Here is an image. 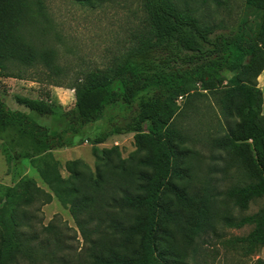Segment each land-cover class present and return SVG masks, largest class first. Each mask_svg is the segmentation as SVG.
<instances>
[{"label": "trees", "instance_id": "trees-1", "mask_svg": "<svg viewBox=\"0 0 264 264\" xmlns=\"http://www.w3.org/2000/svg\"><path fill=\"white\" fill-rule=\"evenodd\" d=\"M245 5L251 17L224 25L200 14L193 0H143L147 29L136 45L108 66L71 80L78 127L50 101L15 95L30 111L65 118L66 127L50 132L27 112L10 108L0 90L4 155L29 159L50 189L29 176L7 187L0 198V264H200L199 251L218 237L226 254L241 250L253 256L264 247V208L221 216L205 189L172 182L189 176L179 166L184 134L175 119L192 98L211 93L225 104L221 110L229 122L214 146L244 178L227 189L226 201L244 210L264 197V94L258 83L264 71V0ZM34 10L32 0H0V79L13 76L11 63L55 68L32 38ZM110 111L127 112L125 123L109 117V129L65 140L66 133L77 135ZM234 115L240 121L232 124ZM129 132L147 151L141 158L122 159L118 146L98 147ZM86 141L93 145L97 171L74 160L70 176L63 177L53 150ZM55 197L69 209L83 239L78 253L69 243V227L44 224L42 207ZM220 219L233 228L254 226L253 237L223 238L217 234Z\"/></svg>", "mask_w": 264, "mask_h": 264}, {"label": "rangeland", "instance_id": "rangeland-1", "mask_svg": "<svg viewBox=\"0 0 264 264\" xmlns=\"http://www.w3.org/2000/svg\"><path fill=\"white\" fill-rule=\"evenodd\" d=\"M36 19L30 27L32 38L38 49L49 53L55 68L40 65L26 69L18 63H11L9 73L12 77L0 79V90L4 100L12 109L27 112L40 125L50 132L62 130L68 123L79 126L76 113L75 92L71 80L75 75L93 68H104L123 56L142 37L147 29L143 0H32ZM199 5L200 14L217 24L233 25L244 16L251 17L245 0H193ZM229 77L232 74L229 73ZM258 83L264 94V72ZM259 76V77H260ZM60 85V86H56ZM22 95L31 99L50 101L59 111L67 113L64 117L42 116L19 105L14 96ZM182 106L184 99L178 101ZM225 104L219 103L214 94L197 95L187 106H183L175 119V127L183 134L179 146L180 169L187 175L184 179H173L176 185L203 188L211 200H216L220 214L233 217L252 215L264 208V197L250 202L248 209L234 208L226 201L227 189L243 182L242 169L228 160L225 152L214 146V139L224 134L228 120L222 114ZM127 112L110 111L105 118L84 126L79 134L73 132L64 135L65 140L73 137L79 141L111 126L109 117L117 124L125 123ZM264 115V105H263ZM240 119L234 115L230 123ZM118 146L122 159L141 158L147 151L136 142L135 133L116 134L99 148ZM93 145L88 141L74 147H62L53 150V155L60 163L61 175L70 176L69 163L80 160L97 171L96 159L92 154ZM191 174L192 178L190 177ZM33 177L39 186L50 191L38 170L29 159L9 160L2 151L0 139V198L7 187L14 186L21 178ZM191 183V184H187ZM172 196V195H171ZM173 197V196H172ZM229 204H228V203ZM45 225L53 222L60 230L67 226L71 237L69 243L78 253L83 248V239L68 208L55 197L53 202L42 207ZM218 235L223 238L253 237L254 226L242 228L227 226L221 219L216 223ZM77 237V238H76ZM258 258L264 259V247L253 256H244L241 250H232L226 254L221 238H212L199 251L200 264H253ZM197 262V263H198Z\"/></svg>", "mask_w": 264, "mask_h": 264}, {"label": "crops", "instance_id": "crops-1", "mask_svg": "<svg viewBox=\"0 0 264 264\" xmlns=\"http://www.w3.org/2000/svg\"><path fill=\"white\" fill-rule=\"evenodd\" d=\"M264 72V71H263ZM262 75V74H261ZM260 79L259 80H261V76L259 77Z\"/></svg>", "mask_w": 264, "mask_h": 264}]
</instances>
